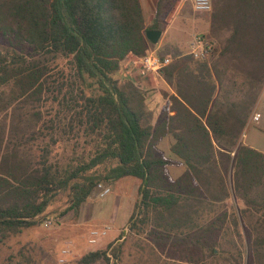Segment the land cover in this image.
Instances as JSON below:
<instances>
[{
  "label": "trees",
  "instance_id": "16d2710c",
  "mask_svg": "<svg viewBox=\"0 0 264 264\" xmlns=\"http://www.w3.org/2000/svg\"><path fill=\"white\" fill-rule=\"evenodd\" d=\"M172 3L158 0L145 26L138 0H0V241L128 176L139 181L128 231L171 240L192 263L264 264V153L240 140L264 42L238 25L203 57L170 60L154 118L122 64L149 52L144 31L161 30ZM166 135L173 158L156 146ZM119 251L109 242L75 264H115Z\"/></svg>",
  "mask_w": 264,
  "mask_h": 264
},
{
  "label": "rangeland",
  "instance_id": "374dc122",
  "mask_svg": "<svg viewBox=\"0 0 264 264\" xmlns=\"http://www.w3.org/2000/svg\"><path fill=\"white\" fill-rule=\"evenodd\" d=\"M188 30H185L187 35L183 40L184 46L187 47L189 45V37L187 36L193 32V28L189 26ZM174 46L170 41H165V44L163 43L161 47L160 43L157 46L151 45L154 53L166 56L169 61L174 58L190 57L189 51L191 48L182 49L179 53L172 55L163 53L164 50ZM124 70H128L125 73L130 76L136 77V82L141 88L148 91L152 89L151 85H154V81L151 80V73L146 75L139 74L138 58L133 62L129 61ZM153 75L156 79L155 87H158L160 78L168 84L171 82L170 78L164 76L161 71H155ZM149 79L150 83L147 82L146 84ZM144 80L145 85L142 83ZM152 94L149 92V96L146 99L147 104H150V106L156 103L153 96H151ZM252 113L257 114L258 117L260 116L259 120L249 121L250 123L246 125L243 131L244 137L241 134L240 140L244 139L251 147L264 153V131L257 128H264V96L257 99ZM165 138L168 139L169 143V136H164L161 141H165ZM163 148L161 144L160 149L162 152ZM164 153L170 155L167 146L164 149ZM167 168L170 177L175 178L181 172L183 166L180 167V171H177V174L173 168L169 166ZM122 180L125 182L107 183L110 191L102 197H99L97 191L93 189L75 214L69 211L57 221L51 219V223L48 226H43L42 223L29 226L0 241V264H75L76 259L82 254L102 249L109 242L113 243V245L119 244L120 251L115 264H200L184 261L186 259L185 256L180 257L177 254L171 246V240H165L161 243L153 238L143 234H135L122 227L119 228L123 229V236L118 240L115 239L118 234L113 239L111 238L114 234L115 226L126 222L133 202L137 198L134 186L131 185L136 179L123 177ZM226 182L229 185V173L226 175ZM110 222L112 224L111 228L106 230V234L100 240L93 244L87 242V235L90 229H101L104 225L110 224ZM107 238H109V241ZM63 248H67L68 252L61 256L60 251ZM61 258L62 260H60ZM109 262H111V258ZM94 264H103V262L97 261Z\"/></svg>",
  "mask_w": 264,
  "mask_h": 264
},
{
  "label": "crops",
  "instance_id": "0c3cea01",
  "mask_svg": "<svg viewBox=\"0 0 264 264\" xmlns=\"http://www.w3.org/2000/svg\"><path fill=\"white\" fill-rule=\"evenodd\" d=\"M157 1L158 0H138L145 26L149 25L153 21ZM210 4L211 6L208 11H194L191 8L189 0H173V3L170 6V8L166 9V11H164V15H162L157 20V23L162 25L161 30H160V35L155 44H150V51L154 52L151 45L157 46L160 43V47H161L163 43L165 44V41H170L175 46L170 49L164 50L163 53L167 55H172L177 52L179 53L182 49L191 48V44L193 42V38L195 35L202 36L204 39H206V41H209L211 45L215 46V48H219L224 43V40H226L230 36V34L235 33L233 32V29L237 27L238 25H239L240 33H242L243 35L247 37L246 42H249V44L254 45L255 49L263 48L264 0H210ZM189 26L193 28V32L190 34L188 33L189 36L187 37H189V41H188L189 45L187 47V46H184L183 40H184V37H186L187 35L185 30L189 31L188 30ZM249 44L247 45V48ZM160 56H163V55H160ZM163 57H166V56H163ZM134 60H136V57L128 54L126 57V61L122 64L123 68L128 64L129 61L133 62ZM124 71L127 72L128 70H124ZM159 71L160 70H158V72ZM153 73L154 72L151 73L150 77H151V80L154 81V85H151L152 91L150 90L149 92L153 93L151 96H153L155 100L154 102L156 103L150 106V104H147L146 102V105L148 109L152 111L153 117L155 118L161 104L163 103V98L161 97L160 92L165 91L167 93H171L172 87L170 84L166 83L162 78H160V81H158V85H157L158 87H155L156 79ZM147 82L150 83V79L146 81V84ZM142 83L145 85V80L142 81ZM261 96H264V84L262 86V89L260 90L258 98ZM259 117L257 121L259 120ZM248 123H250L249 118L245 124V127ZM257 128L264 131V128H259V127ZM242 136L244 137V132L242 133ZM162 138L157 142L156 144L157 148L160 150L163 156L173 158L170 152H169L170 155H166L167 153H164L165 147L167 146V148H169L171 139L168 143V139L165 138V141H161L163 140ZM242 142L251 146L250 144L246 143L244 139H242ZM161 144L164 147L162 149L163 152L160 149ZM168 166L170 168H173V170L176 171V174H177V171H180V167L182 165L172 164ZM167 167L166 169L168 172ZM180 173H178V175ZM122 178L123 177L119 178L118 180H115L113 183H117L119 181L124 183L125 181H123ZM126 182H129V181H126ZM138 183H139L138 179H136L135 181L131 183V185L134 186L136 194H137ZM132 208H133V205H132ZM131 211L129 212L128 216L130 215ZM128 216H127V219H128ZM127 219H126V222H127ZM126 222H124V224L122 225L115 226L116 228H115L114 234L111 236L112 239L121 230L119 227H122L123 229L126 228L125 227ZM111 226L112 224L110 222V224L106 225L105 227H107V230H108L109 228H111ZM101 237H99L97 241L100 240ZM107 239L109 241V238Z\"/></svg>",
  "mask_w": 264,
  "mask_h": 264
},
{
  "label": "built area",
  "instance_id": "2783aa9c",
  "mask_svg": "<svg viewBox=\"0 0 264 264\" xmlns=\"http://www.w3.org/2000/svg\"><path fill=\"white\" fill-rule=\"evenodd\" d=\"M191 8L194 11H208L210 9V0H189ZM210 50V45L200 35H195L193 38V42L191 44V50L189 51L190 55L194 58L203 57V55ZM139 61V74L140 75H146L147 73H152L155 71L160 70L163 66H165L169 59L167 57L160 56L157 53H154L152 51H149L146 53L143 57L138 58ZM258 119L257 114L251 113L249 117V121H256ZM95 191H97V195L99 197L104 196L110 191V188L107 184L104 183H97L95 185ZM51 223V220L45 219L42 222L43 226H48ZM107 230V227H103L101 229L92 228L88 231L87 235V242L90 244H93L97 242V239L103 235H105V232ZM68 249L63 248L61 249L60 253L61 256L67 254ZM62 260V258L60 259Z\"/></svg>",
  "mask_w": 264,
  "mask_h": 264
},
{
  "label": "water",
  "instance_id": "95a60500",
  "mask_svg": "<svg viewBox=\"0 0 264 264\" xmlns=\"http://www.w3.org/2000/svg\"><path fill=\"white\" fill-rule=\"evenodd\" d=\"M160 35V30L158 29H146L144 31V37L150 44H155Z\"/></svg>",
  "mask_w": 264,
  "mask_h": 264
}]
</instances>
